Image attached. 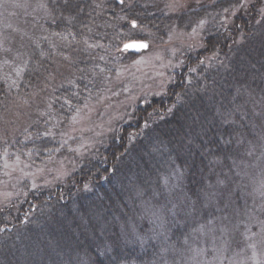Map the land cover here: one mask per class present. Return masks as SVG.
Wrapping results in <instances>:
<instances>
[{
    "label": "trees",
    "instance_id": "trees-1",
    "mask_svg": "<svg viewBox=\"0 0 264 264\" xmlns=\"http://www.w3.org/2000/svg\"><path fill=\"white\" fill-rule=\"evenodd\" d=\"M162 5L44 0L33 32L2 46L0 170L9 157L36 165L56 157L69 158L71 172L25 182L0 203V264H183L192 258L185 239L196 224L248 203L239 188L248 181L235 169L264 137V0L190 10L194 25L216 13L199 45L180 56L163 94L141 97L87 155L61 151L49 131L58 121L62 131L72 125L84 102L75 94L96 99L100 59L119 52L136 30L149 38L185 17L167 15ZM27 115V127L13 137L14 121ZM177 171L180 181L171 184ZM256 176L264 181V165ZM147 207L165 234L148 231V216L140 218Z\"/></svg>",
    "mask_w": 264,
    "mask_h": 264
},
{
    "label": "rangeland",
    "instance_id": "rangeland-1",
    "mask_svg": "<svg viewBox=\"0 0 264 264\" xmlns=\"http://www.w3.org/2000/svg\"><path fill=\"white\" fill-rule=\"evenodd\" d=\"M150 1L163 4L162 7L167 15H184L185 17L180 23L177 21L164 27L160 33L146 34L149 38H145L139 30H136L135 39L147 41L150 45L148 50L132 56L122 51L124 42L121 43L119 52L110 53L113 55L99 60L100 62L105 61V67L98 69L96 86L100 87L96 92V99L92 93L75 94L84 102L81 107H76L78 112L70 113L72 114L70 116L72 125L62 131L65 123L58 121L53 124L52 128H49L55 142H61V151L64 149L68 152L77 150L81 151L78 155H87L88 151L96 146L98 142L96 138L110 136L115 125L127 118L129 108L135 109L141 97L144 100L151 95L163 94L171 82L170 72L180 66L181 57L192 46L199 45L197 41L209 30V24L214 21L216 15L213 12L210 14L212 16L207 13L206 18L203 17L194 25V20L188 21L189 11L193 9L212 10L216 4L222 7L230 0ZM43 7L44 0H0V52L2 46L11 38L24 37L33 32L36 26L33 25V21L45 11ZM188 24L192 26L188 27ZM137 37H143V39ZM94 86L92 85L90 90H93ZM38 100L34 98L35 102ZM50 100L53 103V97H50ZM47 105L48 103L40 107L41 111L46 109ZM29 122L28 115L20 117L18 121L15 120L12 136L17 137L21 129H25ZM255 144L245 149L240 165L235 169L238 175L248 181L246 184L239 183V188L241 187L245 197L249 198L247 204L250 208L248 209L246 204L240 211L238 209L230 213L221 211L220 215L217 211V214L207 219L208 221L196 224L189 234V240L185 239L189 248L194 246V249L190 251V255L192 252V258H190L194 264H261L264 262V181L256 176V170L264 165V137L262 141ZM12 158L9 157V160L3 164V171L0 170V203H6L13 198L16 190L25 182L30 181L34 185L42 180L49 183L53 182L56 176L63 179L71 172L69 158L56 159L55 157L53 161H50L48 157L43 165L20 160V157H14L15 160ZM180 177V172H175L173 179H170L171 184L176 185ZM254 183L257 185L256 191H252ZM166 185H168L167 182ZM215 188L217 189V186ZM219 194L216 192L215 195L218 197L217 204L221 197ZM176 206L174 205L170 212H174ZM179 211L180 209L177 212ZM185 211L182 212L185 213ZM192 213L188 210L187 217L189 218V214ZM143 217H146L150 223L148 231L155 233L156 236L165 234L166 229L157 226L155 213L148 207L147 211H142L140 218ZM233 226L238 227L236 235H232L234 234ZM197 238L201 241L200 246L202 247L195 246ZM208 238L211 240L209 246L206 245ZM190 258L183 264H192Z\"/></svg>",
    "mask_w": 264,
    "mask_h": 264
},
{
    "label": "water",
    "instance_id": "water-1",
    "mask_svg": "<svg viewBox=\"0 0 264 264\" xmlns=\"http://www.w3.org/2000/svg\"><path fill=\"white\" fill-rule=\"evenodd\" d=\"M133 43H135V44H146L147 47H131V48H125V45L126 44H133ZM148 48H149V44L145 40H131V41L126 42L123 45V47H122L123 51H129V52H135V53H139V52L148 50Z\"/></svg>",
    "mask_w": 264,
    "mask_h": 264
},
{
    "label": "snow or ice",
    "instance_id": "snow-or-ice-1",
    "mask_svg": "<svg viewBox=\"0 0 264 264\" xmlns=\"http://www.w3.org/2000/svg\"><path fill=\"white\" fill-rule=\"evenodd\" d=\"M134 24H135V22H133ZM131 47H147V45L146 44H135V43H133V44H126L125 45V48H131Z\"/></svg>",
    "mask_w": 264,
    "mask_h": 264
}]
</instances>
